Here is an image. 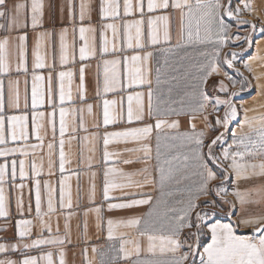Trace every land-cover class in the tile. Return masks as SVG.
<instances>
[{
    "label": "snow or ice",
    "instance_id": "1",
    "mask_svg": "<svg viewBox=\"0 0 264 264\" xmlns=\"http://www.w3.org/2000/svg\"><path fill=\"white\" fill-rule=\"evenodd\" d=\"M76 248L264 264V0H0V264Z\"/></svg>",
    "mask_w": 264,
    "mask_h": 264
},
{
    "label": "crops",
    "instance_id": "2",
    "mask_svg": "<svg viewBox=\"0 0 264 264\" xmlns=\"http://www.w3.org/2000/svg\"><path fill=\"white\" fill-rule=\"evenodd\" d=\"M46 4H47V0H45ZM65 2V0H55V3L57 6H59L60 4H63ZM256 3L257 5H259L261 3V0H256ZM54 15H55V18H56V23L58 24L59 23V19H60V14H59V11H58V7L57 9L54 10ZM245 19H251V17H247L245 16L244 17ZM45 25L50 27L51 26V21L49 20V13L46 9V13H45ZM31 36H32V33L30 32L29 33V45H31ZM235 51H239V48L237 49H234ZM225 51H229V49H225ZM252 52L254 53L255 52V48L252 49ZM95 62H93V66H94ZM237 67H240V70L242 72H244V75L247 76L248 73L246 71H244V69L240 66V65H237ZM232 91H236V89H232ZM21 93L23 94V84H21ZM181 126L182 128L186 127V123L182 120V123H181ZM72 167L74 168L75 167V164L72 165ZM71 184H72V191H73V199L75 200V191H76V179L75 177L72 178V181H71ZM82 184L86 187L87 186V179L86 178H82ZM25 196H27V192H25ZM147 211V206H142L138 212H146ZM9 235H11V233H9ZM93 241L97 244V246H100V245H103L104 244V239L101 238L99 239L98 241L95 239V236H93ZM73 252H76L77 255L74 257L73 256ZM89 255H91V252H90V249H89ZM80 259L81 257L79 256V248H76V249H72L71 251H69V254H68V260H69V264H80Z\"/></svg>",
    "mask_w": 264,
    "mask_h": 264
},
{
    "label": "rangeland",
    "instance_id": "3",
    "mask_svg": "<svg viewBox=\"0 0 264 264\" xmlns=\"http://www.w3.org/2000/svg\"><path fill=\"white\" fill-rule=\"evenodd\" d=\"M245 59H247V57H245ZM238 65H239V64H238ZM256 99H257V97H256V93L253 92L251 96H247V97H245V99H244L243 101H241V100H236L235 102H236L237 104H239V103H244L246 106H249V105H251ZM221 114H222V111H221ZM230 127L234 129V128L237 127V124L234 122ZM212 135L214 136L215 133H213ZM229 135H230V133H229ZM229 142H230V141H229ZM229 199H231V197H229Z\"/></svg>",
    "mask_w": 264,
    "mask_h": 264
}]
</instances>
